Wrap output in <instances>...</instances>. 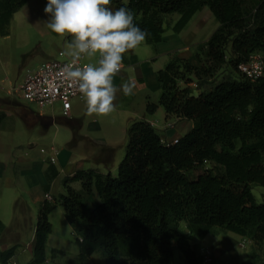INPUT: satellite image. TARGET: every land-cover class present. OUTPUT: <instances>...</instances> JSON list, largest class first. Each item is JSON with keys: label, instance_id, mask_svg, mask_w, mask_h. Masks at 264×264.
<instances>
[{"label": "trees", "instance_id": "1", "mask_svg": "<svg viewBox=\"0 0 264 264\" xmlns=\"http://www.w3.org/2000/svg\"><path fill=\"white\" fill-rule=\"evenodd\" d=\"M28 0H0V34H8L12 16ZM113 10L126 7L134 23L148 33L146 42L157 44L166 31L168 14L178 13L172 25L176 33L195 13L208 7L218 27L205 42L207 62L198 64L169 53V61L157 71L161 94L158 103L147 102L152 115L159 106L167 116L193 122L176 141L164 142L146 119L127 128L128 141L118 172L77 170L62 180L64 194L41 203L35 226L32 258L23 264L46 262V245L52 232L50 212L62 206L79 248L73 264H91L97 255L102 264H175L174 248L185 264H201V254L191 245L219 227L248 238L255 249L264 245V192L259 202L251 184L264 188V75L252 80L238 69L253 53L264 55V0L245 5L243 0H111ZM229 50V53L228 51ZM230 65L238 76H227L208 90L198 85L215 70ZM5 117L0 112V123ZM44 125L71 129L79 139L82 123L64 116L37 115ZM214 166L216 170L209 165ZM202 169L198 175L195 171ZM58 171L53 162L46 169V192ZM81 184L80 190L71 186ZM93 191L99 204L89 207ZM189 230L182 232L181 223ZM0 219V232L3 230ZM18 245L0 250V264H10ZM60 253L53 249V254ZM251 253L241 264L255 262ZM264 255V253H263ZM264 260V256H263ZM264 262V261H263Z\"/></svg>", "mask_w": 264, "mask_h": 264}, {"label": "rangeland", "instance_id": "2", "mask_svg": "<svg viewBox=\"0 0 264 264\" xmlns=\"http://www.w3.org/2000/svg\"><path fill=\"white\" fill-rule=\"evenodd\" d=\"M243 2L245 5L251 6L253 5L254 0H243ZM43 4L46 6V3ZM26 8L27 7H25L21 13L15 14L14 19L11 22L9 35H0V96L8 97V99L0 98V107L6 110L14 109L18 111L20 114L25 116L29 125H32L38 120V113L51 118L62 116L59 104H55L53 107L46 106L41 108L34 102H28L22 99L19 91H17V88L22 83L29 70L37 68L44 61L56 58L58 49H61V47L64 48V45L62 41L63 37L53 33L47 27L45 30V27H42V25V28L40 27L41 29H35V31L28 29V32H26L27 30L23 26L25 25V21L22 25L17 22L18 18L26 12ZM178 18V13H172L166 16L164 21V27L166 29L164 36L168 39V41L167 43L161 44L160 48L167 47V45L173 46L177 44L183 39L184 35H186L190 30L192 31L193 28L199 29V44L204 46L205 42L218 27V22L208 7H205L203 10L195 13L181 34L172 30V25ZM42 50H46V52H42ZM154 50L153 44L144 41L137 48L129 50L128 57L130 55H134L139 62L147 59L148 55ZM197 50L201 63L207 62V57L205 56V46ZM227 51L229 53V50ZM93 59H95V57H85L86 61L88 60L91 62ZM123 63L125 64L124 59ZM123 67V71L132 76L133 66L128 67L126 64ZM227 76H238V72L233 69L232 66L225 65L222 69L215 70L213 76L202 79L204 81L201 85H198V81L194 79L190 86L193 88L194 94L197 95L199 92L198 88L208 90L215 83L221 81ZM7 92H9L8 95L6 94ZM73 104H75L74 108L78 113L76 117L82 123V128L80 129L79 134L81 133L89 136L91 140H89L88 143L87 141L80 139L82 138L80 137V140L76 145L69 146V142L72 138V131L69 127L64 125L53 124L45 131L42 130V126L40 125H33L31 128L25 126V129L22 128L17 131L16 125L19 124L20 126L23 119H21L19 114L17 115L15 113H11L10 116L4 119L5 121L3 120L4 124L2 132H0V139L5 145H8L11 143V131H13V139L19 138V149L17 151L19 162L23 163L26 169H28L27 166L32 162H41L44 165H46L47 162H51L49 159L50 148L53 146L58 152L56 156L57 164L65 165L64 163L68 164V162H78L82 165L83 169L99 168L100 171H105L104 168L108 165L106 173L110 171L113 176H116L118 172V165L123 159L126 151L128 136L127 131L125 132V130L130 124V121L127 120L130 115L127 116V114L122 111V105L120 108H116V111L111 113L109 116H87L85 114L86 104L84 99H76ZM7 112L10 111L7 110ZM175 125L176 122L168 123L167 128H172ZM162 140L167 142L164 138H162ZM106 145H112L111 147L113 148V153L111 158L109 156L107 165L103 161H100L104 158V156H106V153L102 151L103 146ZM41 149H44L45 152H42ZM60 153H62V155L58 157ZM62 156L65 159L63 164L62 160L61 162L59 160ZM11 162L8 160L9 164ZM211 167L214 168V166L210 164L209 168ZM214 169L216 170V168ZM202 171V169H199L195 171L194 175H198ZM42 175L37 172L32 173V176L25 174L26 184H29L28 186L31 184L32 187L36 186L38 180L43 177ZM31 177H33L34 180H31ZM61 186L62 185L60 184V188ZM251 187L254 195L260 202L262 200L264 188L256 184H251ZM27 188L29 187L26 185L25 188L19 187L17 190V197L19 198L16 202V206H13L14 210L17 211V216H15L12 212L13 208L11 210L5 209L4 201L7 197V193L4 192L3 195L0 194V219L3 221L6 228L5 232H13L14 230H16V232H20V240L25 245L30 242L35 232V226L39 213L37 206L28 199L30 195H28ZM22 198L29 200V203H27L28 209L21 207V204H26L25 201H22ZM50 221L53 225V231L48 236L49 240L46 247L47 260L43 264H73L78 258L79 248L76 243V237L73 233V229L65 217V212L62 206H56L52 210ZM183 226L184 223L182 222V230ZM224 234H227V232L221 233L222 236ZM225 239L231 244L237 253L232 256L227 255V257L223 255L217 259L219 262L214 263L213 261L211 264H241L249 258L251 253L254 252L257 253L255 262L264 264V245H262L261 250H258L254 248L253 243L248 239H242L241 243L227 237H225ZM23 247L24 245L17 248L18 253H20L21 261H25L28 254L22 250ZM55 248H59L63 250V252L53 254V249ZM91 258V264H102L97 255H93ZM174 261L175 264H185L181 253L176 248H174Z\"/></svg>", "mask_w": 264, "mask_h": 264}, {"label": "crops", "instance_id": "3", "mask_svg": "<svg viewBox=\"0 0 264 264\" xmlns=\"http://www.w3.org/2000/svg\"><path fill=\"white\" fill-rule=\"evenodd\" d=\"M46 3L47 5V0H28L17 12L14 13V15L11 18L10 25H9V30L8 34L2 35V36H7L10 33V26L11 22L14 19L15 14L21 13V11L26 8V12L18 18V23L22 25L25 21V25H23L26 28V32H28V29H31L32 31H35V29H39L42 25V27H45L46 30V21L50 18L48 14L45 13L44 9L46 6H44ZM203 10V9H202ZM20 15V14H19ZM192 19V18H191ZM190 22V21H189ZM188 22V23H189ZM188 25V24H187ZM186 25V26H187ZM186 26L182 29L179 34H181ZM41 27V28H42ZM40 28V29H41ZM192 32V35H191ZM1 35V34H0ZM212 35V34H211ZM71 37H63V45L65 44L66 40H70ZM168 39L164 36L163 40L157 44H153L154 51L151 52L148 55L147 59H144L142 61H137V58L134 55H130L128 57V52L124 54V61L125 64L123 63V66L127 64L128 67H132L133 69V74L132 76L128 75L126 72L123 71V68L121 71L114 76L113 82L114 84L119 87L123 82L129 80V79H134L136 81V88L134 89V94L131 96H124L122 92L117 93V100L115 101L116 108H120L122 105V111L128 115H130L127 120L128 121H133L136 119H146L149 121L159 132L161 138H164L167 140V142H172L175 139L181 137L185 133H187L193 126V122L191 120L187 119H180L176 118L175 116H167V113L165 112L164 108L159 106L156 110V112L152 115H148L146 113V105L147 102H154L158 103L159 97L161 94V87L160 83L158 81L157 77V71L159 69H162L169 61V53L172 51H175L177 55L180 57L186 58L190 60L192 64H198L197 60L194 56L197 45L199 44V29L193 28V30L189 31L186 35H184L183 39L180 40L177 44L171 46L167 45V47H161V44L167 43ZM61 49L64 50L63 47ZM60 48L58 49V51ZM42 52H46V50H42ZM98 60V55L93 59V61H88V63H93L95 64ZM9 92L6 94L8 95ZM0 98L4 99L8 97H1ZM73 104L72 111H71V116L69 118H75L77 119L76 115L78 114L77 111L75 110ZM9 110L10 112H7ZM2 109L0 107V112L5 113L4 119H6L8 116L11 115V113L19 114L21 119H23L22 124L19 126L16 125L17 131L20 129H25L24 127L27 126L28 128H31L33 125H40L42 126V130H47L51 125H44L41 122H35L32 125H29L28 121L25 119V116L23 114H20L18 111L14 109ZM40 114V113H39ZM41 115V114H40ZM3 119V120H4ZM5 121V120H4ZM174 123L176 122V125L172 128H167L168 123ZM25 123V124H24ZM3 124L4 122L2 121L0 123V132H2L3 129ZM55 124V123H54ZM82 128V126H81ZM15 130V129H14ZM127 129L125 130V132ZM19 133V132H18ZM13 131H11V143L8 145H5L1 139H0V194H4V192L7 193V197L4 201L5 209H12L13 206H16V202L18 201L17 197V190L19 187L25 188L26 185L27 187V192L30 197L28 199L37 206V209L39 210V207L41 203L45 199V194L49 193L51 195V198L54 196H58L60 194L65 193V189L62 184V180L65 177H72L76 173L77 170L83 169L82 165L78 162L76 163H64L65 159L60 158V162L62 160V164L64 163L65 165H60L57 164L56 161L54 162V165L58 171L57 176L52 180L50 183V190L48 192L45 191L44 186L46 184V169L49 165V162H45L46 165L42 164L41 162H32L27 166L28 169L24 166L23 163L19 162V156L17 155V151L19 149V138H14L13 139ZM80 139L84 141L91 140L89 136H86L84 134H81ZM80 139H76L73 136L72 133V138L69 142V146L76 145L77 142ZM32 146V145H30ZM112 145H106L103 146L102 151L106 153V156H102L103 159L100 161H103L104 163L108 162L109 156L111 158V155L113 153V148L111 147ZM51 152V151H50ZM58 153V152H57ZM51 154V153H50ZM5 157H3V156ZM62 153L58 155L61 156ZM5 158V159H3ZM8 160H10V164L8 163ZM15 164H14V161ZM14 164V165H13ZM60 165V166H59ZM12 166V167H11ZM90 169V168H89ZM97 170L100 171L99 168ZM105 171H100L102 173H106L108 170V165L104 168ZM37 172L38 174L42 175L43 177L38 180L36 186H33L30 184H26L25 180V174H28V176H32V173ZM110 172V171H108ZM111 173V172H110ZM45 176V178H44ZM31 180H34L33 177H31ZM60 184L62 185L60 188ZM79 185V186H76ZM71 186L74 187L76 190H80L81 184L79 181H74L71 183ZM2 188V189H1ZM26 198H22V201H25L26 204H21L22 208H27L28 209V204L29 200ZM87 202L89 207L94 208L97 206L100 202L99 197L96 193V191H93L90 196L87 198ZM59 206V205H58ZM18 210V208H17ZM11 212V211H10ZM15 216H17V211L12 210ZM52 211L49 214V219ZM2 221V220H1ZM3 223V221H2ZM52 223V222H51ZM4 225V223H3ZM72 227V226H71ZM73 229V228H72ZM6 228L5 226L3 227V231L0 232V250L7 249L13 245H18V247L24 245L22 250L27 254V257L25 261L20 260V253H18V250H16V255L10 260V264H23L28 262L32 258V248H33V243L35 240V233L33 234L31 240L29 243L23 244L22 241L20 240V232H16L14 230L13 232H5ZM52 231H53V225H52ZM183 233L189 234V230L187 227H185V223L183 226ZM227 232V234H224L223 236L221 233ZM51 234V233H50ZM10 237V238H9ZM225 237L230 238L232 240L238 241L241 243L242 239H248L245 237H242L241 235H238L236 233L230 232V231H225L219 227L213 228L210 232H208L203 238L194 236L191 239V245L196 249L197 253L200 255L201 252L205 248H211L213 252V257H214V263L219 262L217 259L223 255L227 257V255L232 256L237 251L231 246V244L225 239ZM49 240V237L47 239V242ZM249 240V239H248ZM47 247V245H46ZM56 250H59L60 252H63V250L59 248H55ZM93 257V256H92ZM47 258V257H46ZM92 259V258H91ZM47 260V259H46Z\"/></svg>", "mask_w": 264, "mask_h": 264}, {"label": "clouds", "instance_id": "4", "mask_svg": "<svg viewBox=\"0 0 264 264\" xmlns=\"http://www.w3.org/2000/svg\"><path fill=\"white\" fill-rule=\"evenodd\" d=\"M111 0H47L46 27L60 37H71L63 55L69 62L62 68L64 78L73 83L86 104L87 116H109L116 111L117 93L134 94L136 81L129 79L117 87L113 78L123 67L124 54L141 45L148 33L134 23L126 7L113 11ZM99 57L95 64L80 61Z\"/></svg>", "mask_w": 264, "mask_h": 264}, {"label": "built area", "instance_id": "5", "mask_svg": "<svg viewBox=\"0 0 264 264\" xmlns=\"http://www.w3.org/2000/svg\"><path fill=\"white\" fill-rule=\"evenodd\" d=\"M60 49L56 58L44 61L37 68L29 70L25 75L22 83L18 86L22 99L28 102H34L39 107H53L59 104L62 116L69 118L76 99L82 100L81 94L77 87L67 81L63 74L62 68L69 62V58L62 53ZM99 59V57H98ZM88 63L85 58L80 61L81 66ZM238 69L255 80L264 75V55L261 53H253L249 60L238 65ZM175 139L174 141H176ZM45 152L44 149H41ZM50 161L55 162L57 150L55 147L50 148ZM46 198L51 200L50 194H46ZM213 262V253L210 248H205L201 252V264H211Z\"/></svg>", "mask_w": 264, "mask_h": 264}]
</instances>
